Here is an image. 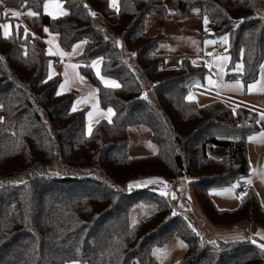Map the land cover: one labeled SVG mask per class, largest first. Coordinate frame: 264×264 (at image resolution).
<instances>
[{
  "label": "trees",
  "instance_id": "1",
  "mask_svg": "<svg viewBox=\"0 0 264 264\" xmlns=\"http://www.w3.org/2000/svg\"><path fill=\"white\" fill-rule=\"evenodd\" d=\"M46 1L0 0L35 12L26 32L20 24L5 38L0 28V264H148L152 250L174 237L187 245L176 264H264L263 248L250 238L212 247L175 211L169 195L152 186L127 187L137 175L187 177L214 225L264 228L254 187L241 193L234 209L219 208L211 196L249 174L248 137L260 129V112L217 97L206 104L189 99L192 86H205L208 67L191 55L166 66L167 55L155 52L169 38L163 29L170 17L206 16L215 33L228 38L229 67L242 59L243 81L256 80L264 60V13L255 0H119L117 8L110 0H59L67 14L58 16L45 12ZM152 12L158 27L150 34ZM46 28L59 34L65 50L86 41L73 61L97 87L101 108L113 111L91 132L89 106H75L78 90L60 91L62 73L50 75L59 57ZM105 79L120 87L106 86ZM141 125L152 129L158 151L131 156L130 128ZM216 148L224 151L220 157L211 154ZM56 160L60 172H44ZM139 203L154 210L133 222L130 211Z\"/></svg>",
  "mask_w": 264,
  "mask_h": 264
},
{
  "label": "rangeland",
  "instance_id": "2",
  "mask_svg": "<svg viewBox=\"0 0 264 264\" xmlns=\"http://www.w3.org/2000/svg\"><path fill=\"white\" fill-rule=\"evenodd\" d=\"M117 2H119V0H117ZM255 2L257 9L264 13V0H255ZM167 6L170 11H173L175 8L174 4L170 2H168ZM6 10H14L19 13V16L13 17L10 13L6 14ZM29 12L35 13L32 9L19 10L17 7L8 4L0 5V24L8 25V27L2 28L3 33L6 32L7 35H9L13 31V27L19 28L20 24L23 25L24 32L28 31L30 28L28 19L32 16L28 15ZM50 15L52 14L50 13ZM205 17L206 16L198 15L179 18L170 17L163 29L164 32L169 34V38L160 42L155 52L167 55L165 59L166 66H179L184 55H191L194 62L205 63L208 67V73L205 76V86H203L205 89L214 93H220L225 97L244 102L245 104L264 109V67H262L264 66V60L261 64L258 78L249 83L243 81L241 77L243 72L242 59L237 60L233 67H229L231 62L229 48L226 47L221 50H218L217 48L218 43L223 41L221 37L225 36L217 35L215 33L213 24L208 17V24L205 26ZM157 27L158 14L152 12L148 16L146 30L148 33L153 34L156 32ZM208 41H215V43H208ZM62 50L65 52V56H61L54 65L59 72H63L66 68H74L73 65L75 63L73 59L77 55L75 54L72 57L69 55V52L72 49L65 50L62 48ZM209 53H211V55H209ZM221 57H227V59L222 60L220 59ZM64 59L68 62H64ZM97 64L98 63L95 64V67ZM105 81H112V79H105ZM202 92L207 91L201 89V92H191L189 97H192V99L196 100L199 104H206L214 99V97H212L214 95H211L214 93H211V96H209ZM229 98L226 99L228 102L240 105L239 103L232 102ZM105 112H108V109H105ZM92 114H94L93 111L89 114L88 131L94 117ZM259 116L260 129L252 133L249 137H259V134L264 133V118H262L264 117V114L259 113ZM100 117H105L107 119L112 118V116H109L110 118L106 116ZM0 118H3L1 106ZM249 137L248 156L251 166L250 172L245 178L238 179L240 182L244 183L243 193L250 186L255 188L264 207V138L250 140ZM157 151L158 146L153 141V131L148 125L130 128L129 155H148ZM223 152V149L216 148L211 154L215 157H220ZM44 172L59 173L60 167L58 161L56 160L54 163L47 165ZM149 179H159L161 182L151 184L146 183ZM248 181H251V183H248ZM16 182H18V179H16ZM130 183H139V186L131 189L152 186L161 194L168 196L166 189L167 180L159 175L149 174L133 176L128 181V188ZM234 185L238 186L233 187ZM239 187L240 183L236 180L231 185L212 190L211 196L219 208L234 209L239 205L242 197V194L237 193ZM229 189H231V191H228ZM173 196H175V198H173ZM170 199L173 203L174 209L184 213V215L191 220L193 226L209 240L215 242H230L254 238L257 245L264 244V228L255 222H242L230 226L214 225L206 217L197 201L190 178H182V180L177 183ZM153 210L154 208L149 204L139 203L134 205L130 211L131 220L136 222L152 213ZM257 232L260 234H256ZM180 241H183L184 245H186V242L183 239L180 237H174L164 246L155 247L149 257L148 264H176L179 259L182 258L187 247V245L181 247L179 243Z\"/></svg>",
  "mask_w": 264,
  "mask_h": 264
},
{
  "label": "crops",
  "instance_id": "3",
  "mask_svg": "<svg viewBox=\"0 0 264 264\" xmlns=\"http://www.w3.org/2000/svg\"><path fill=\"white\" fill-rule=\"evenodd\" d=\"M118 5H119V2H117V0H116L115 7L117 8ZM44 10L46 12H48V14L51 13L52 16L61 15L64 13L63 3L59 0H48V1H46L45 5H44ZM46 29H48V28H46ZM46 41H47L48 46H49V48L53 54L57 55L59 58H61V56H65V52L62 50V46L60 45V37H59L58 33H54V32H51L48 30L46 32ZM77 45H79V47H76ZM85 45H86L85 41H80V42L76 43L74 45L75 51H73V49H74V47H73L72 50L69 52V55H71V57H72L73 55L77 54L76 56H78L79 54H81L84 51ZM60 53H63V55H60ZM63 61L68 62V61H66V59H64ZM54 65H55V63H52L50 65L49 72H50L51 76H53L59 72L58 70H56ZM74 65H75L74 68H69V69L66 68V69H64L63 72H61L63 80L60 84V91L64 92V91H68V90H71L74 88H76L78 90V98L76 100L75 106H76V108H81V107L86 106V105L89 106V109L87 111V127H88L89 114H91V111L94 112V114H92L94 117L91 121L92 123L90 124L91 129H92L93 125L98 120L103 118V117L101 118L100 116H106V117L110 118L109 116H113V111H112V113H109V112H105V109L101 108L97 87L87 77H85L84 75H82L79 72V69H78L76 64H74ZM95 68H96V71L99 72L98 70L100 69V64L98 63ZM62 85H63V88L61 87ZM195 85L198 86L199 88L203 89L204 91H207V92H202V93H205L209 96L213 95L211 93H214V92H211V91L205 89L203 86H201L199 84H195ZM192 92L196 93V92H201V91L192 90ZM212 97H214V96H212ZM223 97H225V96H223ZM225 98L228 99L229 97H225ZM229 99H231V98H229ZM231 101L235 102V103H239L240 105H244V106H247L249 108L255 109V110L259 111L260 113L264 114V109H260V108L254 107L252 105L245 104L244 102H240V101L235 100V99H231ZM184 178H186V177H184ZM256 234L259 235L260 233L257 232ZM250 240L255 242L254 238H250ZM67 264H83V263L80 261H70Z\"/></svg>",
  "mask_w": 264,
  "mask_h": 264
},
{
  "label": "snow or ice",
  "instance_id": "4",
  "mask_svg": "<svg viewBox=\"0 0 264 264\" xmlns=\"http://www.w3.org/2000/svg\"><path fill=\"white\" fill-rule=\"evenodd\" d=\"M115 3H116V0H110V5L109 6L110 7H115ZM7 13H10L11 16H13V17L19 16V13L16 12V11H14V10H6V14ZM63 14H67V13H63ZM28 15H35V13L29 12ZM92 15L94 16L95 13H92ZM204 24H205V26H207V24H208L207 17L204 18ZM6 27H8V25H0V28H6ZM206 30H207V28H206ZM45 31L47 32L48 29H45ZM4 35H5V38H7V33L6 32L4 33ZM221 39L224 42H227V39L228 38H227V36H225V37H221ZM85 43H86V41H85ZM208 43H215V41H208ZM76 47H79V45H77ZM73 51H75V47H74ZM60 55H63V53H60ZM133 55H135V53H133ZM209 55H211V53H209ZM220 59H222V60L223 59H227V57H221ZM99 62L100 61H96L94 63H99ZM73 67H75V65H73ZM262 67H264V66H262ZM97 75L99 76V73H97ZM49 79H51V77H49ZM100 79L101 80H104V78L102 76L100 77ZM104 83H105L106 86H110V87H113V88L120 87V85L118 83H116L115 81H104ZM61 87L63 88V85ZM60 94H61L60 92L57 93V95H60ZM144 98L145 99L147 98V94H145ZM189 99H192V97H189ZM75 110L76 109L73 108V111H75ZM108 112L109 113H112V109L109 108L108 109ZM262 118H264V117H262ZM0 120H2V118H0ZM89 132H91V127L89 128ZM258 138H264V133L259 134V137H249L250 140H254V139H258ZM157 182H161V181L159 179H149L148 181H146V183H149V184H151V183H157ZM248 183H251V181H248ZM137 186H139V183H130L129 184V189H131L133 187H137ZM236 186H238V185H234L233 187H236ZM228 191H231V189H229ZM173 198H175V196H173ZM174 215H175V213H174ZM179 243H180V246L181 247H185L186 246V245H184L183 241H180ZM259 246L261 248H264V244H261Z\"/></svg>",
  "mask_w": 264,
  "mask_h": 264
},
{
  "label": "built area",
  "instance_id": "5",
  "mask_svg": "<svg viewBox=\"0 0 264 264\" xmlns=\"http://www.w3.org/2000/svg\"><path fill=\"white\" fill-rule=\"evenodd\" d=\"M226 47H228V43L227 42H224V41L219 42L218 45H217L218 50H221V49L226 48ZM205 58H208V57H205ZM151 89H152V91L155 92V88H154V86L152 84H151ZM192 90H194V91H201V88H199L198 86L194 85V86H192ZM143 93H145V91ZM213 95H214V97H217V98H221V99H225V100L227 99V98L223 97L219 93H215ZM166 180H167V187H166V189H167L168 195L171 196V194L173 193V190H174V186L176 185V183H178L180 180H182V178H180V176H177V177H173V178L172 177H169ZM237 181L240 183V187L237 189V193L241 194V193H243L244 184L242 182H240L239 179H237ZM175 211L177 213H182L181 211H179L177 209H175ZM199 233L201 235L202 242H204V243H206V244H208V245H210L212 247H216V242L215 241L209 240L200 231H199ZM262 252L264 254V248L262 249Z\"/></svg>",
  "mask_w": 264,
  "mask_h": 264
}]
</instances>
